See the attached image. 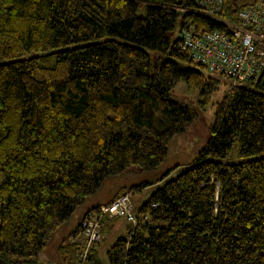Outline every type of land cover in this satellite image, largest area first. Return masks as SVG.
Returning <instances> with one entry per match:
<instances>
[{"label": "trees", "instance_id": "16d2710c", "mask_svg": "<svg viewBox=\"0 0 264 264\" xmlns=\"http://www.w3.org/2000/svg\"><path fill=\"white\" fill-rule=\"evenodd\" d=\"M234 4L224 18L235 20ZM187 20L224 28L188 0H0V264H73L71 218L128 192L94 203L105 180L157 170L194 129L195 109L169 95L181 80L200 105L225 87L210 138L149 195L136 214L149 219L106 262L264 264V70L235 87L207 74L168 37ZM102 235L83 264H105Z\"/></svg>", "mask_w": 264, "mask_h": 264}, {"label": "built area", "instance_id": "2783aa9c", "mask_svg": "<svg viewBox=\"0 0 264 264\" xmlns=\"http://www.w3.org/2000/svg\"><path fill=\"white\" fill-rule=\"evenodd\" d=\"M188 1L194 11L224 28L203 31L187 20L180 29L177 48L187 54L192 64L229 81L233 87L253 84L264 70V0H252L243 5L233 0L235 20L223 17L228 0ZM130 196L129 192H124L110 203L100 205L96 213L83 214L74 235L68 238L78 245L73 264H83L90 248L102 241V218L122 217L133 226L138 225L140 219H149L148 214L136 216Z\"/></svg>", "mask_w": 264, "mask_h": 264}, {"label": "rangeland", "instance_id": "374dc122", "mask_svg": "<svg viewBox=\"0 0 264 264\" xmlns=\"http://www.w3.org/2000/svg\"><path fill=\"white\" fill-rule=\"evenodd\" d=\"M239 4L250 3L252 0H237ZM178 26L173 31L168 32V37L172 43L179 38L180 28ZM151 59L157 55L156 51L146 50ZM192 66V65H189ZM207 73V72H206ZM209 74V73H207ZM225 87L211 96L209 105H200L197 102L199 90L193 86L188 85L185 81H179L175 87L170 91L171 98L189 104L197 112L194 129L189 130L186 134L177 135L171 142L168 148L167 160L155 171H145L140 166H132L123 176L112 177L105 180L101 190L94 196L97 200H104L113 192L127 187L131 196L130 201L134 213L138 214L141 205L147 200L149 195L154 192L164 182L174 178L179 173L185 171L192 163L197 152L207 143L210 138V125L213 120V111L216 102L220 101ZM175 165H179L175 167ZM160 179V180H157ZM144 183L140 190L138 188L130 187ZM149 184V185H147ZM131 191H129V190ZM80 211V210H79ZM77 212L70 220V224L74 225L77 222ZM104 229L105 240L101 243L100 252L104 263L106 262L105 251L109 246L119 237L126 236L127 229L130 225L125 218L118 217L106 220L101 223ZM67 231L60 232L56 236L55 242H58L64 237ZM38 264H56L48 261H39Z\"/></svg>", "mask_w": 264, "mask_h": 264}, {"label": "crops", "instance_id": "0c3cea01", "mask_svg": "<svg viewBox=\"0 0 264 264\" xmlns=\"http://www.w3.org/2000/svg\"><path fill=\"white\" fill-rule=\"evenodd\" d=\"M116 193V192H115ZM120 193H122V192H120ZM114 194V193H113ZM112 196V194L109 196V198ZM95 202L94 203H105L107 200L104 198V200H94ZM105 201V202H104ZM84 211H86V209H83V210H81L80 211V213H79V215H78V217H77V222H76V224L79 222V220H80V218L82 217V215H83V213H84ZM75 226V224L73 225V227ZM66 235L68 236L69 234H68V232L66 233ZM65 235V237H67Z\"/></svg>", "mask_w": 264, "mask_h": 264}]
</instances>
